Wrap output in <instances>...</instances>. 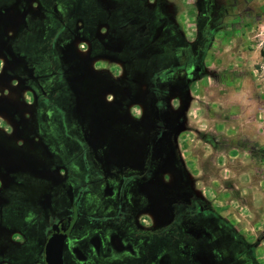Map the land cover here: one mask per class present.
Returning a JSON list of instances; mask_svg holds the SVG:
<instances>
[{"label": "flooded vegetation", "instance_id": "obj_1", "mask_svg": "<svg viewBox=\"0 0 264 264\" xmlns=\"http://www.w3.org/2000/svg\"><path fill=\"white\" fill-rule=\"evenodd\" d=\"M202 2L206 10L198 11L188 44L192 60L212 36L215 5ZM163 7L162 0H128L127 16L119 25L105 23L104 34L59 24L51 48L25 54L19 24L48 10L37 0H0V93L17 92L0 105L8 122L0 117V264H46L45 243L54 233L63 237V264H172L175 236L178 257L191 264H256L235 229L186 186V201L173 196L179 161L173 153L163 159L172 144L159 142L168 133L161 87L173 79V39L182 44L184 35ZM139 15L155 28L144 43L158 56L150 73L144 58L126 52L128 37L113 38ZM156 41L172 45L159 50ZM139 85L147 87L142 98ZM132 102L156 111H130ZM94 134L103 139H88ZM114 135L142 142L113 144ZM166 162L170 173L162 172ZM28 181L40 189L22 199L16 190Z\"/></svg>", "mask_w": 264, "mask_h": 264}, {"label": "rangeland", "instance_id": "obj_2", "mask_svg": "<svg viewBox=\"0 0 264 264\" xmlns=\"http://www.w3.org/2000/svg\"><path fill=\"white\" fill-rule=\"evenodd\" d=\"M37 1L48 12L27 15L19 24L17 37L25 54L51 48L52 33L59 24L104 34L105 23L119 25L128 14V0ZM209 1L215 5L212 36L201 53L196 51L199 57L192 60L195 49L188 48V44H193L200 19L198 11H205V5L202 0H162V6L173 11V21L184 40L177 45L173 39V79L161 87L166 89L162 119L168 133L159 142L172 144L163 159H170L173 153V160L179 161L178 166L173 162V188L177 187L173 196L186 201L181 191L186 186L194 197L204 201L206 208L235 229L251 247L256 264H264V57L260 53L264 51V0ZM102 22L105 25H100ZM156 27H163V23ZM152 29V21L139 15L131 17L127 26L116 29L113 35L115 42L128 37L126 52L144 58L140 60L147 73L154 72L158 59L156 52L153 56L144 46ZM155 43L159 50L166 51L172 45V41ZM160 58L169 59L163 52ZM107 89L111 93V87ZM146 89L139 85L136 95L142 98L148 93ZM7 94L12 97L6 99L2 88L0 105H8L6 100L13 101L17 92ZM129 110H141L144 115L154 111L141 102H132ZM0 117L8 123L4 116ZM139 121L145 119L141 117ZM125 136L114 135L110 141L130 145L142 142L135 135H128V140ZM87 137L103 139L95 134ZM167 164L161 166L163 173H170ZM39 189L40 185L28 181L16 192L22 199L33 198ZM164 217L167 216H162L163 221ZM176 244L175 236L172 264H191L185 257H178Z\"/></svg>", "mask_w": 264, "mask_h": 264}, {"label": "water", "instance_id": "obj_3", "mask_svg": "<svg viewBox=\"0 0 264 264\" xmlns=\"http://www.w3.org/2000/svg\"><path fill=\"white\" fill-rule=\"evenodd\" d=\"M62 246L63 237L60 234H52L46 241L44 247L46 264H63L62 263Z\"/></svg>", "mask_w": 264, "mask_h": 264}, {"label": "trees", "instance_id": "obj_4", "mask_svg": "<svg viewBox=\"0 0 264 264\" xmlns=\"http://www.w3.org/2000/svg\"><path fill=\"white\" fill-rule=\"evenodd\" d=\"M208 40H209L208 37H205V38H204V42H203V43H204V46L206 45L205 43H206ZM260 53H261V55L264 57V51L261 50Z\"/></svg>", "mask_w": 264, "mask_h": 264}]
</instances>
